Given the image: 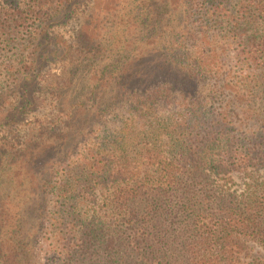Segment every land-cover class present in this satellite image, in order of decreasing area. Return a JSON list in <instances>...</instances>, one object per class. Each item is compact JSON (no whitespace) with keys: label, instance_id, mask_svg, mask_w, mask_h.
<instances>
[{"label":"trees","instance_id":"trees-1","mask_svg":"<svg viewBox=\"0 0 264 264\" xmlns=\"http://www.w3.org/2000/svg\"><path fill=\"white\" fill-rule=\"evenodd\" d=\"M84 1L0 0V53L15 54L0 59L11 69L0 79L17 82L19 100L0 91V128L35 106L22 89L40 51L70 60L65 91L53 92L75 109L68 135L37 136L15 164V145H0V264H40L51 192L71 204L66 224L51 218L58 264H244L249 243L264 254V0H94L74 42L50 39ZM117 102L142 114L73 161L87 124ZM172 103L185 112L158 114ZM104 190L110 223L84 210Z\"/></svg>","mask_w":264,"mask_h":264},{"label":"rangeland","instance_id":"rangeland-1","mask_svg":"<svg viewBox=\"0 0 264 264\" xmlns=\"http://www.w3.org/2000/svg\"><path fill=\"white\" fill-rule=\"evenodd\" d=\"M94 2V0H85L81 5H78L75 8V14L73 16L71 15V18L68 19L69 21L66 24H63L61 22L54 23L48 29L50 33V39L60 36L69 43L74 42L76 32L79 29V25L85 18V15L92 10ZM198 8L200 9L199 13L203 15L206 13L207 8L209 7L200 5ZM201 15L195 17V20L197 21L195 28L197 29L198 33V30H200L198 27L206 25L205 19L200 18L204 17L205 15ZM215 33L216 32H214V34ZM14 55L15 54L13 53L1 52L0 59L5 56V60H7L9 59V57ZM232 55L233 54L228 51L225 57L226 65L228 67L235 66V59L232 57ZM18 56H20V54H18ZM38 56L39 64L37 66V69L34 68L32 71V75L35 77V79L31 82L26 83L22 89V92L23 90H25V92L28 93V100H26L24 104L28 105L29 102H33L35 106H29V109L27 110L28 112L23 117H20L19 122L13 124L11 128H0V145H4L5 143L9 145L14 144L15 146L13 149V153L16 154V151H18V156L16 155V157H11L12 159L15 158L14 164L20 161V155L22 154L21 149L24 148L28 144V142H34L36 137L39 135H43L44 139L49 141V136L46 135V133L49 132L66 136L68 135V133H70L71 124L74 122V120L68 118L66 115H72L73 113H75V109H68V106L65 108L60 107V93L53 92V88H57L56 83L59 84V87L62 89V91H65L64 89L66 87V78H64L63 76H67V65L69 64L70 60L62 62V52H53V49L47 51L45 50L44 52L40 51ZM0 65H2L0 67V71L3 74H6L8 70H11L10 66L2 63V60H0ZM53 83V86H49ZM16 86L17 82L9 81L5 76L1 77L0 91L6 93L4 98L6 100L5 103L16 104L17 101H19L16 98L17 93L15 91L14 93L11 92L16 88ZM17 89L19 91V97L22 94L20 88ZM58 91L60 92L61 90ZM67 95L68 94H66L65 97ZM92 104L93 102L89 100V102H86L84 107L86 109H90L92 107ZM133 105L134 104H132V102L126 104L117 102L115 103V106L111 108H105L104 110L100 111L98 114V117H100L98 122L99 124L96 127L92 125L93 122H89L87 124V126L89 127L88 131L86 132L87 135L93 133L89 138L91 141L89 140V143L87 144H81L79 146V152H77L76 150L72 154L71 159L73 161H77L82 153L94 148L99 143H105L106 136H112L116 133H119L124 128L127 130L126 125L128 122H130L131 114H142V112H140L139 110V107H135ZM10 107L11 105L6 106V108ZM159 108L160 109L158 114H160V116L172 115L175 112H185L184 109H181L182 106L176 103L164 105ZM62 109H64V111ZM67 110H69V113L67 112ZM143 121L144 119L140 120L138 126H141ZM49 144L50 143H45V146H48ZM50 146L51 145H49L48 147ZM67 146L68 144L66 142L61 141V143L59 144H54L52 148H55L56 151H60V149H66ZM50 156L51 154L44 159H49ZM22 160L28 162L27 159L24 160L23 158ZM18 168L19 167H15L14 169H12V171H16L17 177L19 176ZM61 169H64V167H62ZM233 178L235 182V188L242 189L244 185L243 178L237 175L233 176ZM107 193V190H104L97 193L94 199L91 200L90 197L89 201H91L88 204L87 208H84V210L88 211L90 215H92L94 211H98L100 214L99 217L102 221H109L110 214L108 213V209L104 207V201L106 196L108 195ZM97 203L98 205L94 206ZM70 206V203H68L67 205H63L60 201H58L56 194H54L53 192L50 193L47 203L48 215L46 229L45 233L42 236L38 250L40 264H58V262L54 260L55 248L50 247V245H52V241L49 240L50 236L48 235L53 225L51 218L52 216H55L57 218L56 213L59 212L62 219L65 217L64 223L66 224V210ZM255 258H264V254L256 244L249 243L248 249L242 255L241 259H243L244 264H249ZM30 262L32 261L29 260L28 263Z\"/></svg>","mask_w":264,"mask_h":264}]
</instances>
